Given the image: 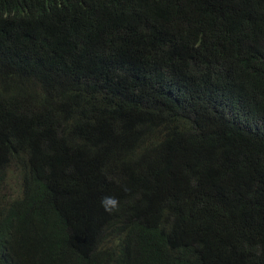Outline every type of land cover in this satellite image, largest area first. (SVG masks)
I'll return each instance as SVG.
<instances>
[{
	"label": "trees",
	"instance_id": "1",
	"mask_svg": "<svg viewBox=\"0 0 264 264\" xmlns=\"http://www.w3.org/2000/svg\"><path fill=\"white\" fill-rule=\"evenodd\" d=\"M0 264H264V0H0Z\"/></svg>",
	"mask_w": 264,
	"mask_h": 264
},
{
	"label": "clouds",
	"instance_id": "2",
	"mask_svg": "<svg viewBox=\"0 0 264 264\" xmlns=\"http://www.w3.org/2000/svg\"><path fill=\"white\" fill-rule=\"evenodd\" d=\"M101 206L106 212L118 211L120 207V201L114 196H105L100 201Z\"/></svg>",
	"mask_w": 264,
	"mask_h": 264
},
{
	"label": "rangeland",
	"instance_id": "3",
	"mask_svg": "<svg viewBox=\"0 0 264 264\" xmlns=\"http://www.w3.org/2000/svg\"><path fill=\"white\" fill-rule=\"evenodd\" d=\"M19 176V171L17 169H12L8 176V182L6 183L8 185V188L6 189L8 195L13 193V189L16 186L17 187V178Z\"/></svg>",
	"mask_w": 264,
	"mask_h": 264
}]
</instances>
